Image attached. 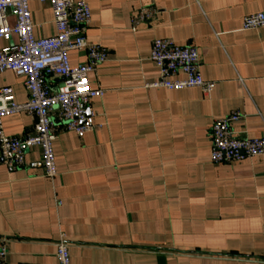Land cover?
<instances>
[{
    "label": "crops",
    "instance_id": "obj_1",
    "mask_svg": "<svg viewBox=\"0 0 264 264\" xmlns=\"http://www.w3.org/2000/svg\"><path fill=\"white\" fill-rule=\"evenodd\" d=\"M87 1L86 38L110 55L88 75L92 89L105 91L89 108L99 128L80 138L55 124L54 178L45 177L37 149L18 169L0 159L8 262L59 264L64 240L71 264H264V155L211 161L217 119L238 112L239 137H264V28L242 30L246 16L264 13V0ZM30 7L36 37H55L51 4ZM142 7L156 13L133 31ZM156 39L197 48L215 89L152 87ZM70 61L87 57L72 51ZM48 83L57 91L58 79ZM4 86L17 102L28 100L24 79L10 71L0 74ZM34 125L25 113L3 121L9 137L24 138Z\"/></svg>",
    "mask_w": 264,
    "mask_h": 264
},
{
    "label": "built area",
    "instance_id": "obj_2",
    "mask_svg": "<svg viewBox=\"0 0 264 264\" xmlns=\"http://www.w3.org/2000/svg\"><path fill=\"white\" fill-rule=\"evenodd\" d=\"M35 0H0V41L8 45L0 49V74L12 72L24 79L28 100L19 103L9 86L0 87V159L10 168L18 169L25 163L26 152L40 151L44 175H58L54 142L55 124L62 123L63 131L74 132L82 138L99 128L94 114L89 111L95 98L105 91L92 89L88 75L106 63L108 50L86 38L91 22V9L87 0H39L50 3L56 35L36 37L31 3ZM156 11L142 7L132 16V30L151 19ZM264 28V13L248 15L242 30ZM85 53L87 62L73 67L70 52ZM151 61L159 69V81L151 86L169 91L199 88L210 94L216 83L204 79L201 73L199 51L193 46H179L171 39H156L152 43ZM182 75L183 78H179ZM50 77L59 80L57 91L48 83ZM25 113L34 117L33 132L24 137L5 134L3 121ZM244 117L234 112L217 119L211 129V161L215 164L241 162L264 155V137H239L233 124ZM0 236V264L8 262L7 242ZM59 264H71L69 244L64 240L56 244Z\"/></svg>",
    "mask_w": 264,
    "mask_h": 264
}]
</instances>
